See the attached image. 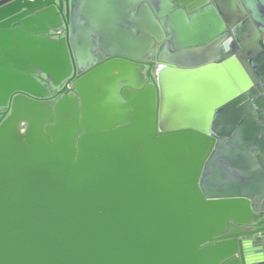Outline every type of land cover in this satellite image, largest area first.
Returning <instances> with one entry per match:
<instances>
[{
	"label": "water",
	"instance_id": "95a60500",
	"mask_svg": "<svg viewBox=\"0 0 264 264\" xmlns=\"http://www.w3.org/2000/svg\"><path fill=\"white\" fill-rule=\"evenodd\" d=\"M263 38L264 0H0V264H264Z\"/></svg>",
	"mask_w": 264,
	"mask_h": 264
},
{
	"label": "flooded vegetation",
	"instance_id": "af4514ba",
	"mask_svg": "<svg viewBox=\"0 0 264 264\" xmlns=\"http://www.w3.org/2000/svg\"><path fill=\"white\" fill-rule=\"evenodd\" d=\"M152 62V61H151ZM154 63V62H153ZM156 63L153 64V68L156 67ZM144 70L147 68V66H143ZM77 74H79V72H77ZM40 83L45 86V88L47 89L48 92V96L45 99H55L58 98L60 96H62L63 94L69 93L70 92V84L67 85V88L64 90V92H62L61 94H59V90L63 87L64 83H61V85L55 87L52 86L51 82L49 81L48 78H44V81H40ZM5 109L2 108L0 110V112H3Z\"/></svg>",
	"mask_w": 264,
	"mask_h": 264
},
{
	"label": "built area",
	"instance_id": "2783aa9c",
	"mask_svg": "<svg viewBox=\"0 0 264 264\" xmlns=\"http://www.w3.org/2000/svg\"><path fill=\"white\" fill-rule=\"evenodd\" d=\"M264 39V38H263Z\"/></svg>",
	"mask_w": 264,
	"mask_h": 264
}]
</instances>
